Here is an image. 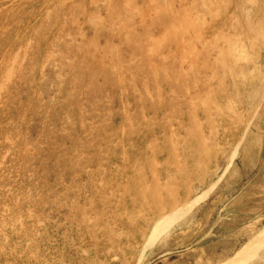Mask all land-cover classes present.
<instances>
[{
    "label": "rangeland",
    "instance_id": "rangeland-1",
    "mask_svg": "<svg viewBox=\"0 0 264 264\" xmlns=\"http://www.w3.org/2000/svg\"><path fill=\"white\" fill-rule=\"evenodd\" d=\"M263 239L264 0H0V264H264Z\"/></svg>",
    "mask_w": 264,
    "mask_h": 264
},
{
    "label": "bare ground",
    "instance_id": "bare-ground-1",
    "mask_svg": "<svg viewBox=\"0 0 264 264\" xmlns=\"http://www.w3.org/2000/svg\"><path fill=\"white\" fill-rule=\"evenodd\" d=\"M243 1V0H242ZM240 3H241V1H240ZM240 3H238V4H240ZM244 4V3H243ZM243 8V7H242ZM238 9V8H237ZM247 9V8H246ZM246 11L247 10H245L244 12L246 13ZM231 16V15H230ZM233 16V15H232ZM240 16V15H239ZM204 18V17H203ZM113 19V18H112ZM247 19V18H246ZM107 21V20H106ZM255 21V20H254ZM202 22V21H201ZM251 23V22H250ZM110 24V23H109ZM248 27V26H247ZM250 28H252V27H250ZM136 29V28H135ZM250 31V30H249ZM251 33H252V31H250ZM255 32H256V34L258 35H261L260 33H259V31H258V29L256 28V30H255ZM68 34V33H67ZM247 34H249V32L247 33ZM70 37V36H69ZM71 38V37H70ZM184 38V37H183ZM150 39H152V38H150ZM68 40V39H67ZM66 41V40H65ZM153 41V40H152ZM180 42H183V41H180ZM29 45V44H28ZM71 45V44H70ZM126 45V44H125ZM156 45V44H155ZM67 47V46H66ZM110 48V47H109ZM36 49H37V47H36ZM157 49V48H156ZM23 50V49H22ZM66 52V51H65ZM22 53H23V51H22ZM148 53V52H147ZM52 54V53H51ZM65 54V53H64ZM12 55V54H11ZM11 57V56H10ZM23 57V56H22ZM52 58V57H51ZM59 58V57H58ZM159 58V57H158ZM163 58V57H162ZM14 58H12V60H13ZM68 59V58H67ZM71 59V58H70ZM161 59V58H160ZM29 61V60H28ZM14 62V61H13ZM12 62V63H13ZM47 62V61H46ZM54 62V61H53ZM57 62V61H56ZM15 63V62H14ZM17 63V62H16ZM15 63V64H16ZM60 63V62H59ZM64 63V62H63ZM14 64V65H15ZM9 65V64H8ZM33 65V64H32ZM18 66H20L19 64H18ZM28 66V65H27ZM64 66V65H63ZM8 67V66H7ZM21 67V66H20ZM29 67V66H28ZM135 66H133V68H134ZM11 68V67H10ZM68 68V67H67ZM6 69V68H5ZM17 70V69H16ZM12 71L13 70H11V69H9V73L7 74L9 77H10V72L12 73ZM74 71V70H73ZM55 72V71H54ZM66 72V71H65ZM4 74H5V72H4ZM3 74V75H4ZM14 74V73H13ZM71 74V73H70ZM6 75V74H5ZM6 75V76H7ZM3 77V78H6L7 80L9 79V77ZM63 76V75H62ZM91 77V76H90ZM11 78V77H10ZM92 78V77H91ZM130 78L133 80V76L130 74ZM50 79V78H49ZM64 82V81H63ZM55 85V84H54ZM141 87L143 88V90L145 91V92H148V83H147V80L145 79V81L143 80L142 82H141ZM99 96V95H98ZM64 98V97H63ZM140 98H144V96H140ZM107 99V98H106ZM69 102V101H68ZM75 105H77V104H75ZM168 105V104H167ZM190 105V104H189ZM165 107V106H164ZM170 108V107H169ZM5 136V135H4ZM178 150V149H177ZM176 151V150H175ZM3 158V157H2ZM159 164V163H158ZM150 171V170H149ZM138 182L140 183V182H143V181H141V180H138ZM138 192V194H140V192L141 191H137ZM18 216V215H17ZM169 216H171V215H169ZM2 217V216H1ZM30 218V217H29ZM4 222V221H3ZM16 223V222H15ZM7 225V224H6ZM263 241H264V239H263ZM261 242H262V240H261ZM250 249V248H249ZM252 250V249H251ZM250 250V251H251ZM249 252V251H248ZM244 258V257H243ZM242 262V261H241ZM241 262H239L238 264H241Z\"/></svg>",
    "mask_w": 264,
    "mask_h": 264
}]
</instances>
